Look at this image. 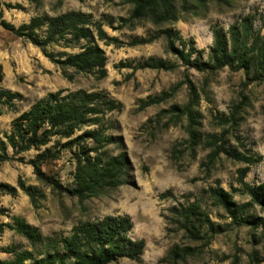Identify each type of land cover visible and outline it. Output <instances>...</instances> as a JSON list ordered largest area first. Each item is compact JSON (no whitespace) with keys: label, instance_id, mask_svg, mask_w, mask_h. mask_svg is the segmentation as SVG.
I'll return each mask as SVG.
<instances>
[{"label":"rangeland","instance_id":"rangeland-1","mask_svg":"<svg viewBox=\"0 0 264 264\" xmlns=\"http://www.w3.org/2000/svg\"><path fill=\"white\" fill-rule=\"evenodd\" d=\"M173 4L174 18L155 24L144 17L128 19L134 7L128 0H0V22L5 20L19 26L37 15L54 16L78 10L101 20L109 35L124 42L173 27L187 41L192 38L197 48L204 49L201 56L207 61L214 26L227 30L235 21L254 13V26L260 28L264 15V0H173ZM106 16L114 18L111 25ZM99 44L107 57L106 75L98 78L89 73H77L68 79L40 47L0 23L3 70L0 86L22 95L12 106L0 104V139L5 140L12 130L13 120L29 110L36 100L61 89H83L102 93L101 100L110 99L121 104L103 113L104 134L121 137V140L108 143L99 151L116 155L123 144L129 158L121 185L101 188L80 199L69 190L74 185L81 150L77 144L67 142L96 125L83 126L70 138L53 136L46 145L21 153L14 154L8 145L9 158L0 161V259L12 257L3 248L13 244H20L21 248L33 250L38 255L39 249L7 225L12 224L15 217L37 227L43 236L59 238L70 235L73 226L80 221L126 215L133 222L130 236L143 238L145 249L140 261L122 258L110 264H264V210L253 207L245 215L244 220L248 221L238 225L206 192L210 187H221L236 204L246 202L249 196L238 181V170L246 164L223 153L210 162L209 149L203 143L189 149L186 141L188 115L176 117L177 107H173L183 108L190 103V88L194 85L197 95L190 107L196 120L195 129L202 134L224 133L227 147L260 156L244 178L251 185L259 184L264 180V79L248 82L243 70H231L228 66L214 72L188 67L167 51L163 35L134 46H116L102 41ZM188 48L189 45L186 50ZM63 50L76 53L79 47L61 44L48 47V51L55 53ZM149 57L166 59L175 67L172 70H133L129 67ZM164 92L166 94L157 100ZM149 97L156 98V102L141 107V100ZM234 109L237 121L232 125L228 117ZM85 144L93 145L90 140ZM47 148L56 151V157L41 164L47 176L42 179L35 173L30 160ZM175 148L178 158L171 157ZM94 154L90 152L91 156ZM20 181L30 191L23 189ZM165 192L169 193L161 199L159 195ZM194 201L220 226V231L211 232L206 242L202 237L191 239L169 220L172 206ZM256 220L261 224H252ZM206 232L203 226L200 236ZM175 244L198 249L177 262L163 259Z\"/></svg>","mask_w":264,"mask_h":264},{"label":"trees","instance_id":"trees-1","mask_svg":"<svg viewBox=\"0 0 264 264\" xmlns=\"http://www.w3.org/2000/svg\"><path fill=\"white\" fill-rule=\"evenodd\" d=\"M128 1L134 5L128 18L131 21L144 17L159 24L174 18L173 0ZM106 19L111 25L114 18ZM254 20L255 14L250 13L232 23L227 30L214 26L212 28L213 44L207 61L202 60L201 55L204 49L197 48L192 38L187 41L180 31L173 27L158 30L152 36H135L128 42H124L109 35L101 20L94 19L90 13L78 10H69L54 16L37 15L30 22L19 26L5 20L0 23L15 35L24 37L40 47L42 52L60 67L62 74L68 79H72L77 73H89L98 78L106 75L107 57L99 41L104 44L113 43L116 46H134L149 43L159 35H163L167 41V51L176 55L184 65L207 72H214L228 66L231 70H243L247 81L250 82L264 79V15L260 28H255ZM54 44L65 47L78 46L79 51L76 53L65 50L56 53L48 51V47ZM187 45H189L188 50H186ZM129 67L133 70L140 68L172 70L175 64L166 59L149 57ZM2 79L3 70L0 64V81ZM190 90L192 96L190 103L183 108L173 106L177 107L176 117L184 113L188 115L186 141L189 149H193L198 143H203L209 149L207 156L210 162L223 153L246 164L238 170V181L242 184V191L249 196L246 202L236 204L231 200V195L221 187H210L206 189V192L216 205L224 208L233 217L236 224L246 223L248 220L244 218L250 209L259 206L264 210V180L255 185L244 180L250 166L257 163L260 156L243 154L230 146L227 147L224 133V135L222 133L202 134L195 129L196 120L193 118L190 105L195 101L197 90L194 85ZM65 91L67 93H64ZM165 94L164 92L157 100ZM21 97L19 92H12L0 86V104L12 106L13 101ZM101 97L102 93L96 91L61 89L36 100L29 110L22 112L13 120L12 130L5 136V140L0 139V161L9 158L8 145L11 146L14 154L21 153L32 147L46 145L53 136L70 138L81 127L94 124L96 128L86 129L81 135L67 142L77 144L81 150V155L77 157L74 185L69 192L80 199H85L101 188H114L121 185L124 181V170L129 164L128 154L123 144L120 143L122 149L116 155H106L105 152L99 151L104 145L121 140V137L104 134L106 126L103 115L105 110L119 108L121 104H116L110 99L101 100ZM153 102H156V98L142 99L140 106ZM236 112L237 110L234 109L228 117L232 125L237 121ZM87 140H90L93 145L87 146L85 144ZM91 151L95 153L93 156L90 155ZM54 157H56V151L53 152L47 148L30 160L39 178H47L41 169V164ZM171 157L178 158L176 148L172 151ZM50 180L54 181L52 178ZM20 185L23 189L30 191V188H25L21 181ZM166 193L169 192L161 193L159 197L161 199L166 197ZM169 211L172 214L169 220L176 223L191 239L202 237V241L206 242L211 232L220 231V226L210 220L198 202L174 205ZM247 217L250 216L247 215ZM259 222L260 220H256L252 224H261ZM7 225L19 235L26 237L39 250L36 255L33 250L21 248L20 244H13L3 248L4 251L12 254V257L0 259V264H26L27 261L29 264H110L122 258L140 261L145 249L143 238L130 236L133 222L126 215H106L96 221H80L73 226L70 235L59 238L43 236L37 227L19 217H15L13 223ZM203 226L206 227L207 232L200 236ZM262 235L264 236V230ZM196 249L198 248L194 246L175 244L163 259L177 262L195 253Z\"/></svg>","mask_w":264,"mask_h":264}]
</instances>
